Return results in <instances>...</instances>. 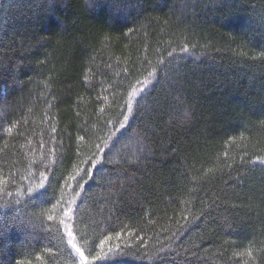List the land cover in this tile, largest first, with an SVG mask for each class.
<instances>
[{
  "label": "trees",
  "instance_id": "1",
  "mask_svg": "<svg viewBox=\"0 0 264 264\" xmlns=\"http://www.w3.org/2000/svg\"><path fill=\"white\" fill-rule=\"evenodd\" d=\"M0 264H264V0H0Z\"/></svg>",
  "mask_w": 264,
  "mask_h": 264
}]
</instances>
